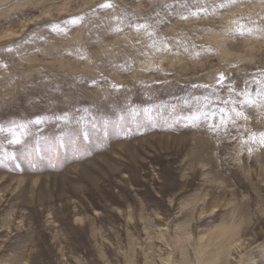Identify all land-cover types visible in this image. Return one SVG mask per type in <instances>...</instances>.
<instances>
[{
	"label": "rangeland",
	"instance_id": "obj_1",
	"mask_svg": "<svg viewBox=\"0 0 264 264\" xmlns=\"http://www.w3.org/2000/svg\"><path fill=\"white\" fill-rule=\"evenodd\" d=\"M258 89L264 0H0V264H264Z\"/></svg>",
	"mask_w": 264,
	"mask_h": 264
},
{
	"label": "snow or ice",
	"instance_id": "obj_2",
	"mask_svg": "<svg viewBox=\"0 0 264 264\" xmlns=\"http://www.w3.org/2000/svg\"><path fill=\"white\" fill-rule=\"evenodd\" d=\"M105 6H110V5H105ZM243 30H244V26L241 25L240 26V34H243ZM225 81V77L223 74H220L219 80L217 81V84L220 85L221 88L227 87L228 91L230 93H234L236 96L242 97V99H240L239 101L235 100V99H230L228 101H225V104H231L232 107L231 109L229 108H225V107H221L218 109L219 112V124H213L211 125V127H220V126H227L229 123H235V119L233 117V114L235 116V118H239L241 116H244L245 119H247L248 117L244 115V108L246 106L250 107L252 106L256 101L252 98L253 94L252 91L247 87V85H245V87L243 89H237L234 85L232 84H228L225 85L224 84ZM207 87V86H205ZM256 96L257 97H261L264 96V90H257L256 91ZM203 103L201 104V106L194 110L191 115H189L188 117H186V119H188L191 123L192 126H196V123L200 121V119L203 117L204 119H208L209 115L215 117L217 115V111L216 110H212L211 113H209L208 108H209V98L208 97H204L203 98ZM239 104L240 107L239 109H237L236 105ZM58 119H60V117H58ZM63 119H67V117H63ZM35 123L39 124L41 123V120H36ZM20 132H16L13 131L12 132V140L10 141V143L12 144H19L21 142V136L25 135L26 132L24 131V126L21 125L20 126ZM260 137L261 140L260 142L262 144H264V133H260Z\"/></svg>",
	"mask_w": 264,
	"mask_h": 264
},
{
	"label": "bare ground",
	"instance_id": "obj_3",
	"mask_svg": "<svg viewBox=\"0 0 264 264\" xmlns=\"http://www.w3.org/2000/svg\"><path fill=\"white\" fill-rule=\"evenodd\" d=\"M212 43H214L218 49L222 48V43L220 39H216V37H214L212 39ZM231 233V231H224V232H218L217 235H215L213 242L211 241H207L208 244H210L211 246H215V245H220V244H224L227 245L228 244V235ZM211 242V243H210Z\"/></svg>",
	"mask_w": 264,
	"mask_h": 264
}]
</instances>
